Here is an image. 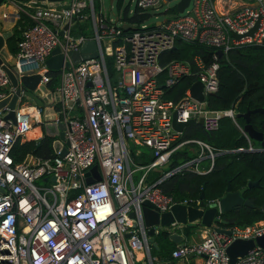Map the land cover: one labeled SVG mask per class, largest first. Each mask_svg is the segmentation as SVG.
Instances as JSON below:
<instances>
[{
  "label": "built area",
  "instance_id": "obj_1",
  "mask_svg": "<svg viewBox=\"0 0 264 264\" xmlns=\"http://www.w3.org/2000/svg\"><path fill=\"white\" fill-rule=\"evenodd\" d=\"M163 1L134 0L133 6L154 14L152 9ZM7 3L15 7L14 19L24 23L13 69L18 79L39 73L35 88L41 94L35 95L49 99L51 92L52 97L39 106L20 80L11 84L0 65V98L19 89L14 117H6L9 107L0 109V264H137V260L155 264L158 259L151 253L142 202L150 201L159 211L176 202L189 203L166 194L159 182L181 169L207 172L215 156L207 142L193 139L200 147L196 157L160 178L148 179L150 169L168 166L172 154L189 141H178L181 131L173 128L174 110L179 121L202 117L207 130L216 128L222 115L235 116L233 108L206 106L207 95L218 87L216 54L209 65L195 57L192 70L181 59L162 63L161 53L173 47L176 38L196 39L222 51L246 42L264 43V0H242L233 10L218 9L215 0H190L177 15L154 22L148 18L127 30L123 27L127 22L115 14L107 18L96 13L93 0H4L2 5ZM89 15L91 34L72 35V25ZM258 18L252 34L240 38L231 34L246 33ZM88 39L95 40L97 54L75 61L71 51ZM56 46L64 58L51 69L46 59ZM190 73L203 83L204 100L192 97L189 87L178 102L163 96L165 86ZM47 108L53 109L50 121L64 123L65 153L60 155L59 148L52 156L29 153L14 161L13 144L25 140L34 126L44 125ZM130 143L148 147L153 159L140 163L135 157L142 150L129 149ZM202 157L209 160L205 168L197 165ZM94 164L101 177L87 182L85 173ZM139 169L143 172L136 179ZM36 179L52 182L37 185ZM227 228L229 233L202 226L200 239L176 244L170 260L178 264L192 253L200 264H264V247L259 244L238 255L234 263L226 252L235 238L264 234V218Z\"/></svg>",
  "mask_w": 264,
  "mask_h": 264
},
{
  "label": "trees",
  "instance_id": "obj_2",
  "mask_svg": "<svg viewBox=\"0 0 264 264\" xmlns=\"http://www.w3.org/2000/svg\"><path fill=\"white\" fill-rule=\"evenodd\" d=\"M112 3H115L117 9L123 10L122 14L115 13L119 20L133 27H139L152 14L151 9H141L136 5H132V11H130L131 4L129 2L124 4V0H113ZM87 9L85 7L84 12H87ZM167 11L170 12V16L179 13L175 4L167 8ZM26 19L28 21V18ZM23 26L22 20L18 19L11 28L12 34L6 39L13 53L17 49V41L21 37ZM214 54L217 55L218 62L216 70L218 87L207 95L206 106L212 109L233 108L234 118L222 115L218 126L211 130L205 129L203 124L197 121L185 125L178 141H189L182 144L172 154L165 170L150 169L148 179L160 178L167 170L196 157L199 144L193 139L203 140L215 152L212 168L204 173L181 169L162 178L158 185L166 194L172 195L175 199H187L189 203L197 205L202 191H204L205 200L208 201L222 196L228 184L231 190H238L245 186L249 179L258 180V185L248 187L243 193V196L254 204L253 207L242 203L221 214L227 220L226 225H247L264 218L262 209L264 204V149H259L261 146L259 140L249 137L244 132L243 127L246 120L242 115L236 116V113L264 105V43L246 42L219 53L214 45L199 42L196 39L176 38L173 47L162 51L160 61L166 63L171 59L185 60L193 70L196 69L195 57H200L206 65H209L214 60ZM108 65L112 71L109 57ZM195 78L193 73L179 76L173 84L164 87L163 96L178 102ZM249 122L264 136V112H252ZM52 142L53 138L45 132L38 139H18L13 144L11 154L14 161L23 160L29 153L43 157L52 156L55 154ZM249 146H252V149ZM136 159L142 164L150 162L153 159L151 150L148 148L147 153L142 151ZM205 159L208 161L207 158L201 160ZM193 226L195 225H184L186 235ZM169 234L167 229L155 233L154 240L159 244L158 249L155 248V250L161 259L169 258L175 247Z\"/></svg>",
  "mask_w": 264,
  "mask_h": 264
},
{
  "label": "water",
  "instance_id": "obj_3",
  "mask_svg": "<svg viewBox=\"0 0 264 264\" xmlns=\"http://www.w3.org/2000/svg\"><path fill=\"white\" fill-rule=\"evenodd\" d=\"M48 1H60V0H48ZM4 0H0V4L3 3ZM110 3L113 0H109ZM190 0H178L176 2V9L178 12H182L184 8L189 4ZM193 14V13H192ZM259 25V18L255 21V23L249 28L246 33L239 34L235 31H231V34L236 38H240L243 35L252 34L254 30ZM124 29H132L134 28L132 25L128 23H124ZM62 33V30L59 31ZM10 30L1 31L0 25V65L5 69L7 75L9 76L10 82L12 85H17L19 80L26 87V93L28 96L32 97L39 106L43 105V101L47 102L51 99L52 94L48 92V98H43L41 100L38 96L35 95L41 94V91L38 88H35L40 74H28L25 73L18 79L17 74L13 69V64L15 61L14 55H10L6 46L4 45V40L11 35ZM217 52L222 53V49L218 48ZM97 54L96 42L93 39L86 40L78 50L71 51V55L75 61H79L81 58L95 56ZM63 54L60 52L58 46L54 47L51 51V55L46 59L47 67L51 69H57L63 61ZM40 87L42 90L46 91L47 86L45 84H41ZM35 88V89H34ZM190 95L198 100H204L203 83L196 79L194 80L190 87ZM19 92L18 87L15 92H9L4 97L0 98V109L4 106L9 107V111L6 114V117L13 118L14 117V106L17 98V93ZM52 108H47L45 110V119L47 120L44 124V129L48 134H55V138L53 139L52 145L54 150H58L61 148L60 155H63L66 151L67 142L64 141L63 136V128L64 123H54L50 121L54 117L53 114H49V111H52ZM255 111L264 112V105L255 107L252 109H248L242 113H236V116L242 115L246 123L243 127L244 132L248 134L249 137L255 138L260 141L261 146L259 149H264V136L261 131H258L253 127V125L249 122L250 114ZM199 122L203 123V118L199 117L197 120L194 117L189 118L187 121H179L177 120V111L174 110L172 116V125L173 128L178 131H183L185 125L191 122ZM64 142V143H63ZM86 180L87 182H92L94 179H99L101 177L100 172L98 170L97 164H94L90 170L86 171ZM53 179L54 177L51 176ZM258 180L249 179L247 184L238 190H231L230 184L227 185L225 193L218 197V200L215 201L205 200L204 191L201 192L199 196V202L197 205H193L191 203H180L176 202L172 204L169 210L167 211H159L157 207H155L150 201L144 200L142 202V214L144 219V224L147 227V233L149 234V241L152 245H156L155 243V233L159 232L162 229H167L170 234L169 238L175 242H179L182 239L181 235H178L173 227L176 224H183L182 226L195 225L193 227L199 226H207L212 227L218 232L229 233L230 230L226 225L227 220L222 217V213L228 210H231L234 206L240 204H246L249 206H254V204L243 196L244 191L251 186L258 185ZM0 191H3V188L0 186ZM262 209L264 210V204L262 205ZM131 215L134 213L131 212ZM177 226V225H176ZM175 226V227H176ZM184 230V229H183ZM182 230V231H183ZM128 234V233H127ZM255 244H259L264 247V234L258 235L255 238H235L232 240L226 247V252L230 257V262L234 263L236 257L238 255L245 254L248 250H250ZM193 254L188 253L187 257H191ZM174 260L170 261H158L156 264H173ZM143 264V263H142Z\"/></svg>",
  "mask_w": 264,
  "mask_h": 264
},
{
  "label": "rangeland",
  "instance_id": "obj_4",
  "mask_svg": "<svg viewBox=\"0 0 264 264\" xmlns=\"http://www.w3.org/2000/svg\"><path fill=\"white\" fill-rule=\"evenodd\" d=\"M178 0H166L163 1L160 5H158L155 9H152L154 14L152 13L149 20L154 22L156 20H163L165 17H169L171 14L170 12L167 11V8H169L170 6L176 4ZM129 2L132 5L134 4V0H124V4ZM94 4H95V11L96 13L100 12L102 14H104L105 16H114V14L117 12H120L122 14L123 10L122 9H117L115 6V3H112L113 5L111 6L109 0H94ZM5 8L8 10H15V7L12 6L11 4H6ZM88 12V9L86 10ZM154 15H157L156 18H154ZM92 23H91V16L89 15L88 17L79 20L78 22L74 23L71 27V34L74 36H77L80 33H83L84 35H89L92 32ZM58 78V77H57ZM57 80V79H56ZM24 100L30 101L29 97L24 96L23 97ZM45 124V122H44ZM44 125L40 127L41 130H43L46 134H48L45 129H44ZM51 136V138H54L55 135L54 134H48ZM135 147H139L141 148L142 151H144V153L148 152V148H146V146L144 145H140V144H133L130 143L129 144V149H134ZM146 155V154H144ZM144 155H142L143 159H144ZM137 158V156L135 157ZM137 160V159H136ZM146 161V159H144ZM143 160V161H144ZM203 164H207V160H203ZM167 166H156L153 169H163L165 170ZM143 172V169H139L138 171L134 172V177L137 179V177ZM52 181H43L42 179H36L35 183L37 185H50ZM48 194V193H47ZM49 195V194H48ZM151 253L152 255L158 256V252L155 250V247L153 245H151ZM138 263L141 262L142 264V260L137 261ZM137 263V264H138ZM146 264V263H144ZM156 264V261H155Z\"/></svg>",
  "mask_w": 264,
  "mask_h": 264
},
{
  "label": "crops",
  "instance_id": "obj_5",
  "mask_svg": "<svg viewBox=\"0 0 264 264\" xmlns=\"http://www.w3.org/2000/svg\"><path fill=\"white\" fill-rule=\"evenodd\" d=\"M241 2H242V0H215V4H216L217 8L220 9V10H223V9L233 10L234 8L239 6ZM3 12H7L6 15H3ZM14 17H15V10L14 11L10 10V9L7 10L5 8V5H2V3H1L0 4V25H1V31L10 30L12 32L11 28L13 27L14 23L17 21V20L14 19ZM6 39L4 40V45L6 46L7 50L10 53V55H13V52H11L10 46L7 43ZM42 132H43V130H41L40 127L34 126V128L31 131L28 132L29 134L27 133V136H26L27 138H25V139H37V138H39L42 135ZM199 150H200V147H199ZM203 158H205V157H202L201 159H203ZM201 159L198 161L197 165L200 168H205V166L208 165L209 160L207 161V164H203V160H201ZM167 167H165V168H167ZM175 200H177V199H175ZM176 225H175L176 227L175 226L173 227L174 229H172V231L175 230L178 235L182 236V239L179 242H175L174 241L175 246L178 243L192 242V241H197V240L200 239L201 226L193 227L192 230L188 233V235H186L185 230H183L184 229V227L182 226L183 224L179 223V224H176ZM155 243H156V245H153V246L156 249H158L159 244H158L157 241H155ZM151 245H152V243H151ZM155 257L158 259V260H156V262H158V261H165L166 262V261L171 259V253H170V257L167 258V259H161L159 257V255L155 256ZM137 261H140V260H137ZM137 261H136V263H138ZM198 261H199V259L196 256H193V255L191 257L185 256L184 258H182L180 260V262L178 264H200V263H198ZM142 263H143V261H142ZM138 264H141V262H139Z\"/></svg>",
  "mask_w": 264,
  "mask_h": 264
},
{
  "label": "clouds",
  "instance_id": "obj_6",
  "mask_svg": "<svg viewBox=\"0 0 264 264\" xmlns=\"http://www.w3.org/2000/svg\"><path fill=\"white\" fill-rule=\"evenodd\" d=\"M202 227V226H201ZM172 231V230H171Z\"/></svg>",
  "mask_w": 264,
  "mask_h": 264
},
{
  "label": "bare ground",
  "instance_id": "obj_7",
  "mask_svg": "<svg viewBox=\"0 0 264 264\" xmlns=\"http://www.w3.org/2000/svg\"><path fill=\"white\" fill-rule=\"evenodd\" d=\"M29 134V133H28Z\"/></svg>",
  "mask_w": 264,
  "mask_h": 264
}]
</instances>
